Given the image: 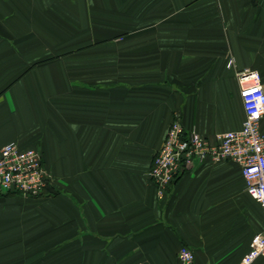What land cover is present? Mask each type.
Wrapping results in <instances>:
<instances>
[{
  "label": "crops",
  "instance_id": "obj_1",
  "mask_svg": "<svg viewBox=\"0 0 264 264\" xmlns=\"http://www.w3.org/2000/svg\"><path fill=\"white\" fill-rule=\"evenodd\" d=\"M247 67L264 85V0H0V150L53 184L0 194V264H241L264 214L240 164L197 160L162 199L149 171L176 117L242 127Z\"/></svg>",
  "mask_w": 264,
  "mask_h": 264
},
{
  "label": "built area",
  "instance_id": "obj_2",
  "mask_svg": "<svg viewBox=\"0 0 264 264\" xmlns=\"http://www.w3.org/2000/svg\"><path fill=\"white\" fill-rule=\"evenodd\" d=\"M233 64L234 59L230 58L228 66ZM236 74L245 110L242 127L217 133L213 142L195 129L186 130L176 117L149 171L160 199L165 197L179 172L197 160L231 159L240 164L246 189L262 205L264 214V133L261 131L264 85L258 70L247 67ZM51 186L52 175L37 149H22L13 141L0 150V194L16 192L26 197H40ZM261 256H264V231L253 236L241 264H253ZM178 264H195L193 249L183 245L178 252Z\"/></svg>",
  "mask_w": 264,
  "mask_h": 264
},
{
  "label": "trees",
  "instance_id": "obj_3",
  "mask_svg": "<svg viewBox=\"0 0 264 264\" xmlns=\"http://www.w3.org/2000/svg\"><path fill=\"white\" fill-rule=\"evenodd\" d=\"M52 186H53V184H52ZM52 186L46 191V193L45 194H47L49 191H51V189H52Z\"/></svg>",
  "mask_w": 264,
  "mask_h": 264
}]
</instances>
